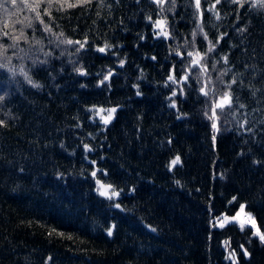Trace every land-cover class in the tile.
Here are the masks:
<instances>
[{
    "label": "trees",
    "instance_id": "16d2710c",
    "mask_svg": "<svg viewBox=\"0 0 264 264\" xmlns=\"http://www.w3.org/2000/svg\"><path fill=\"white\" fill-rule=\"evenodd\" d=\"M0 4V264H234L232 250L236 264H264L250 226L215 224L244 205L264 231L258 0ZM224 92L213 141L205 112ZM94 106L116 112L105 124Z\"/></svg>",
    "mask_w": 264,
    "mask_h": 264
},
{
    "label": "snow or ice",
    "instance_id": "6c2138e0",
    "mask_svg": "<svg viewBox=\"0 0 264 264\" xmlns=\"http://www.w3.org/2000/svg\"><path fill=\"white\" fill-rule=\"evenodd\" d=\"M11 2L13 4H15L16 3V0H11ZM80 2H85V0H80ZM156 2L157 3H162L163 0H156ZM172 2L174 4L175 3V0H172ZM232 2L233 3H236V4H239L241 7H243L244 0H232ZM258 2L261 4V6H264V0H258ZM216 3L217 4L220 3V0H216ZM195 5H196L197 9H199V7H200V0H195ZM74 6L75 5H71V4L69 5V7H74ZM0 8H3V4H0ZM209 10L211 11V9H209ZM5 11H6V9H5ZM49 15H50V13H49ZM36 16H37V19H39V16H40L39 12L36 13ZM217 18H219V15L218 14H217ZM149 19H151V17H149ZM41 23H43V21H41ZM154 23L159 28V27H161V25H162L163 22L160 21V20H157ZM28 26L31 27V24H29ZM198 27H200L202 29V25H198ZM45 31H51V29L48 28V26H45ZM160 34H162L164 36H167L168 35V32L167 31H162ZM3 35L4 36H9V33L7 31H5L3 33ZM59 35L62 36L63 33H60ZM195 35H196V33L194 32L193 33V36H195ZM204 35L206 37V33ZM21 36H23V34H21ZM20 38L21 37H16V36H13L12 37V40H13V45L12 46L13 47H15V42L18 39H20ZM23 38L26 39V37H23ZM37 43H39V41H37ZM60 43H63V44H73V43H75V44L79 45V48H77V51H79L80 49L84 48V46L87 43V41L85 40L82 43L80 41H72L70 39H65V40H61ZM111 47H113V45H110L107 42H105L104 46L103 47H99L97 50L100 51V52H105L106 49H109ZM209 50L211 51V49H209ZM45 55H48V54L46 53ZM191 55H193V53H189V56H191ZM153 59H155V58L153 57ZM223 59H224L225 63H227V57H224ZM120 63H121V65H123L124 61H121ZM193 63H199V61H193ZM3 66L6 67L7 65H3ZM76 70L78 72H80L81 74H86L83 68L76 69ZM227 71H231V69H226L225 72H222L220 74L219 79H220L221 83H223V76L225 75V73ZM25 76H26V78L28 80V83L29 84H32L33 83L32 79L30 77H27V74L26 73H25ZM110 76H111V72H109L108 75H105L104 79L100 81V84H103L106 80H108L110 78ZM183 79L186 80L187 79V76L183 77ZM168 80L169 81L176 82L173 75H169ZM234 83H236V79L235 78H233L232 81H231V84H234ZM231 84H228L227 85V87L229 89L231 88ZM35 86L36 87H39V85H35ZM206 87H207V84H205V87H202L200 89V91L205 96H209L211 94H214V92H215V88L214 87H213V89H211L209 91H206L205 90ZM172 95L175 96L176 93L173 92ZM3 99H4V97L3 96H0V100H3ZM231 102H232V99H231L230 92H224L219 97L218 100L212 101V105H213L212 108H211L212 115L209 116L208 115V112H205V116L209 120L213 121L212 124H211V127H212L213 132H214L213 137H212L213 141H215V139H216L215 133L219 131V128H218L217 123H216V121L218 120V117L216 115V109L223 110L226 105L230 106L231 105ZM173 106H174V103H173ZM241 107H243V105H241ZM92 110H94V111H96L98 113L107 112V116H104V115H101L100 116V119L105 124H107V123L110 122V120L112 118V114H114L116 112V108H110V109L100 108V109H96L95 106L93 107ZM0 126H6V122L3 121V120H0ZM84 147H85L86 150H91L90 147H89V145H84ZM92 163H95V161H92ZM178 163H180V157H179V155H177L173 160H171V162H170V168L171 167H175ZM92 175L95 176L96 173L93 172ZM176 183H179V181H177ZM103 187H106L107 189H113V186L110 185V184L109 185H106V186H103ZM101 195L107 196L109 199H111L113 196L119 195V193L118 192H115L114 190L111 193H109L108 191H101ZM235 199L236 198L233 197V200H235ZM115 207L119 208L120 205L119 204H116ZM244 207H245L244 205H240L241 211H243ZM239 215L240 214L238 213L237 216L232 217V219L233 220L238 219ZM245 223H247L248 225H250V227L253 229L252 235L254 237H258L259 240L262 243H264V231H261L260 227L256 223L255 218L250 213L247 215L246 220H243V221L240 222L241 230H243V227H244ZM220 226L223 227V224H221ZM113 227H115V226L113 225ZM149 227H151V226H149ZM152 230L155 231V229H152ZM108 232H109V235H111V228L108 230ZM61 235H63V234L61 233ZM227 245H228V242L225 241V246H227ZM240 247L243 250V254L245 256H250V253H248L247 249L244 248L243 245H240ZM235 255H236L235 250H232L231 252L228 253V256L226 257V259H233L234 264H236L235 259H234L235 258Z\"/></svg>",
    "mask_w": 264,
    "mask_h": 264
},
{
    "label": "rangeland",
    "instance_id": "374dc122",
    "mask_svg": "<svg viewBox=\"0 0 264 264\" xmlns=\"http://www.w3.org/2000/svg\"><path fill=\"white\" fill-rule=\"evenodd\" d=\"M155 28H156L157 32L161 33L163 31L162 25H161V27L158 28L156 26V24H155ZM103 115L106 116L105 114H103ZM101 191H108L109 192V190L107 188L103 187V186L101 187ZM238 213L240 214L238 219L233 220L232 217L237 216ZM246 218H247V214L245 212L237 211L234 215L220 217V219H218L215 224L219 226V225H221L223 223H227V222H232L233 221V222H236L237 224L240 225V222L243 221V220H246ZM245 225H248V224L245 223ZM248 226H250V225H248Z\"/></svg>",
    "mask_w": 264,
    "mask_h": 264
},
{
    "label": "water",
    "instance_id": "95a60500",
    "mask_svg": "<svg viewBox=\"0 0 264 264\" xmlns=\"http://www.w3.org/2000/svg\"><path fill=\"white\" fill-rule=\"evenodd\" d=\"M81 74V73H80ZM82 75V74H81Z\"/></svg>",
    "mask_w": 264,
    "mask_h": 264
}]
</instances>
